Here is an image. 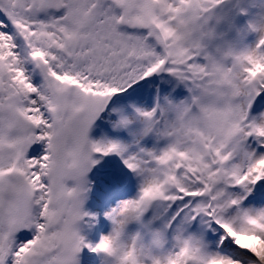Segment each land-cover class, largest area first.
Wrapping results in <instances>:
<instances>
[{
    "label": "snow or ice",
    "instance_id": "1",
    "mask_svg": "<svg viewBox=\"0 0 264 264\" xmlns=\"http://www.w3.org/2000/svg\"><path fill=\"white\" fill-rule=\"evenodd\" d=\"M0 264H264V0H0Z\"/></svg>",
    "mask_w": 264,
    "mask_h": 264
}]
</instances>
